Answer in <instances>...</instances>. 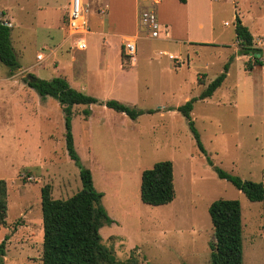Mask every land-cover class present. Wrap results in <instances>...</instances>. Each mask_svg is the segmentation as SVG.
<instances>
[{"label": "rangeland", "instance_id": "374dc122", "mask_svg": "<svg viewBox=\"0 0 264 264\" xmlns=\"http://www.w3.org/2000/svg\"><path fill=\"white\" fill-rule=\"evenodd\" d=\"M86 1L89 31L94 32L100 25L96 13H101L102 3ZM105 1L110 6L104 18L107 23L108 18L117 17L126 21H118L112 29L118 34L132 33L133 0ZM68 2L0 0V19L11 23V45L20 65L10 72L0 64V179L7 190L0 242L8 236L1 264H41L43 186L50 187L56 200L68 199L81 188L79 169L65 148L60 105L50 97L42 101L25 82L27 75L50 80L67 77L68 72L81 74L80 69L89 62L85 57L96 55L91 44L86 52L78 51L64 36ZM212 2L210 10L201 4L204 13L212 12L211 29L190 23L185 10L175 4L163 8L171 39H140L135 56L142 68L163 69L152 76L146 92V88L140 89L141 101L135 108L143 111L176 109L197 97L234 57L222 86L210 98L195 102L191 112L206 156L198 150L184 117L175 110L145 113L130 120L98 105L72 109L71 132L80 162L90 170L94 188L110 194L102 205L115 223L102 227L100 234L117 260L133 256L139 264H210L213 230L208 207L215 200L226 199L238 201L241 208L242 264H264L262 205L249 202L213 171L214 166L242 180L264 182V60L262 67L246 71L247 64L253 65V56L237 57L234 35L238 17L248 28L253 46L264 50V0ZM157 20L160 23L159 17ZM109 40L99 35L97 42L112 47ZM187 41L210 45H188ZM38 54L43 55L42 61L36 60ZM121 56L123 66H128L123 51ZM76 77L74 82L82 85ZM94 89L83 93L99 98ZM86 109L91 116L82 115ZM160 161L172 163L175 198L168 205L152 207L140 201V176ZM131 172L134 178L137 174L132 194Z\"/></svg>", "mask_w": 264, "mask_h": 264}, {"label": "trees", "instance_id": "16d2710c", "mask_svg": "<svg viewBox=\"0 0 264 264\" xmlns=\"http://www.w3.org/2000/svg\"><path fill=\"white\" fill-rule=\"evenodd\" d=\"M177 1L180 4L187 2V0ZM10 32L11 28L0 21V64L13 72L19 69L20 65L11 45ZM234 35L239 46L236 52L237 56L261 54L262 50L253 46V38L248 28L241 23L238 17H235L234 20ZM233 59V56L228 59L223 65L221 73L208 83L197 97L189 99L175 109L186 120L198 150L205 156L206 152L191 119L193 105L197 101L210 98L222 86ZM262 62V59L253 57V65L247 64L245 70L249 72L253 66L262 67ZM32 77L33 81L25 80L28 88L35 91L43 100L47 97L54 99L62 109L65 125V148L68 157L79 169L81 183L80 190L65 200L52 199L48 185L40 189L43 231L41 264H139L133 256L124 261L117 260L102 243L101 228L115 222L102 205L103 193L94 188L90 170L81 164L76 153L71 132L72 108L79 105H98L123 114L130 120H135L145 113L161 112V109L143 111L117 100L102 101L72 88L63 77H55L50 80ZM165 111H174V109L169 108ZM82 115L88 117L90 111L83 110ZM207 162L212 166V162L208 158ZM213 171L219 179L229 182L236 190L240 191L249 202L262 205L261 229L264 254V182L242 180L214 166ZM139 197L143 204L152 207L168 205L174 200L171 161L157 162L150 169L141 172ZM6 212V182L0 179V226L5 225ZM208 215L213 230L212 241L209 243L210 264H242V220L239 202L226 199L215 200L208 207ZM7 240L8 236H5L0 242L1 258L5 256Z\"/></svg>", "mask_w": 264, "mask_h": 264}, {"label": "crops", "instance_id": "0c3cea01", "mask_svg": "<svg viewBox=\"0 0 264 264\" xmlns=\"http://www.w3.org/2000/svg\"><path fill=\"white\" fill-rule=\"evenodd\" d=\"M69 1V0H68ZM98 2L102 3V7L103 9H101V13H96V16L98 17V19L100 20L99 23L100 25L97 27V30L94 32H90L89 31V35L86 37L87 40V49L84 51L86 52L88 50V48L91 47V49H93L96 52V55L94 57H85L87 58V60H89V62L87 63V65L84 68H81L80 70H82L81 74H76L77 75V81H81L82 85H79L78 82H74V77L76 75H72V72H68V76L67 77H63V78H67V82L69 83V85L81 92H85L84 90H92V88H96L94 90H96V92L98 93V99L105 101V100H117L127 106L130 107H135L138 106L139 102L141 101V96L140 94H142V92L140 91L141 87L146 88L144 92L147 91V87L150 85V81H152V76H157L158 74H161L163 69H159L156 66H144V68H142L141 66L137 65V63H135L136 61V57H134V60L132 62H128L123 66L122 64V56H121V52H122V46L124 43L125 38L127 37H132L135 38V45L136 43L140 40V39H145V40H149L150 37L147 33L146 30H143L140 27L139 21H138V12H139V7L141 5H144V3H139L140 1L138 0H133L132 1V12H133V18H134V30L132 32L128 31V32H132V33H124V34H118V32L114 29H112L113 26L116 27V23L119 22H126L123 18H108L109 23H107L106 18V14L110 8V6H108V2H106L105 0H98ZM86 6H87V1H85ZM204 3V5H206L208 7V9L210 10V8H212V0H187L186 4H180L178 3L177 0H159L158 4L155 6V12H156V17L158 19V17L160 18V25L162 26H166L168 28L169 31V39H171L172 36V31L169 25H166L167 19L164 16V9L165 7H167L169 4H175L178 7H181L182 9L185 10V13L187 15V18L189 19L190 23L195 22L197 23L198 27H207L209 29L212 28V24L210 22L211 18H212V12L209 13H204V10H201V4ZM147 6V5H146ZM142 7V6H141ZM121 12V11H120ZM120 12H118L120 15ZM89 12H87L88 15ZM95 14V13H92ZM114 12H111V14H109V16L113 15ZM110 16V17H111ZM195 16V19H193V17ZM11 24V23H10ZM12 27V26H11ZM10 27V28H11ZM63 31L65 32V35L67 37L66 34V30L65 27L63 26ZM99 35H105L109 37V41H111V43L113 44L112 47L109 46V44L105 47H102V43H98V37ZM62 37V36H61ZM94 37L93 41L91 40V38ZM63 39V38H62ZM91 40V42H89ZM67 38L63 39V42H66ZM123 41V43H122ZM188 45H200L202 46V44L204 45H210V43H203V42H188ZM64 44V43H62ZM91 44V46L89 47V45ZM119 44H122V46L120 47ZM216 45V44H215ZM220 46H227L225 44H219ZM136 56V53H135ZM169 57H173L170 56ZM239 57V56H237ZM241 57V56H240ZM114 60L116 61V63H112L109 60ZM126 61V60H125ZM134 63V64H133ZM153 68L159 72L154 73ZM161 72V73H160ZM60 77V76H59ZM72 79H71V78ZM144 90V89H143ZM44 101V100H42ZM92 106V105H91ZM75 107V106H74ZM73 107V108H74ZM72 108V109H73ZM171 107H160L161 110H166L169 109ZM107 109V108H106ZM174 109V108H172ZM110 110V109H108ZM175 110V109H174ZM166 112H170V111H166ZM73 113V110H72ZM160 114L163 113L162 111L159 112ZM91 116V115H89ZM88 116V117H89ZM92 175V174H91ZM129 179L131 181V190H130V194L131 191H133L134 187L137 186V174L135 172V178L133 173L131 172V174L129 175ZM93 181V180H92ZM100 180L99 178L97 179V185L99 188H102V186L100 185ZM103 191V199H109L110 198V194L108 192H105L104 189H102ZM102 199V200H103ZM125 204V203H124Z\"/></svg>", "mask_w": 264, "mask_h": 264}, {"label": "built area", "instance_id": "2783aa9c", "mask_svg": "<svg viewBox=\"0 0 264 264\" xmlns=\"http://www.w3.org/2000/svg\"><path fill=\"white\" fill-rule=\"evenodd\" d=\"M86 0H69L65 12L64 27L68 39L73 41L74 48L78 51H85L87 49L86 37L89 35V22L87 17ZM139 3H144L138 10V21L140 27L146 30L150 39H169V31L166 26L159 24L155 6L159 0H138ZM147 5V6H146ZM3 24L11 27L10 22L5 19L1 20ZM122 51L126 62H132L136 53L135 38L127 37L124 40ZM37 61L43 60V55H36ZM173 58V57H169Z\"/></svg>", "mask_w": 264, "mask_h": 264}, {"label": "water", "instance_id": "95a60500", "mask_svg": "<svg viewBox=\"0 0 264 264\" xmlns=\"http://www.w3.org/2000/svg\"><path fill=\"white\" fill-rule=\"evenodd\" d=\"M253 57H254V58H258V59H263V60H264V50L261 52V54H259V53H255V54L253 55ZM26 80H27V81H33L34 78H33L31 75H27V76H26Z\"/></svg>", "mask_w": 264, "mask_h": 264}]
</instances>
